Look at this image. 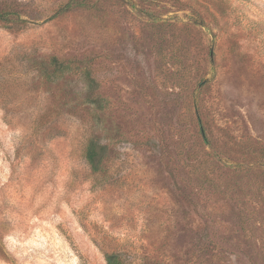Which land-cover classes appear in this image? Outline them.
Listing matches in <instances>:
<instances>
[{"label": "rangeland", "instance_id": "1", "mask_svg": "<svg viewBox=\"0 0 264 264\" xmlns=\"http://www.w3.org/2000/svg\"><path fill=\"white\" fill-rule=\"evenodd\" d=\"M0 12V264H264V0Z\"/></svg>", "mask_w": 264, "mask_h": 264}, {"label": "trees", "instance_id": "2", "mask_svg": "<svg viewBox=\"0 0 264 264\" xmlns=\"http://www.w3.org/2000/svg\"><path fill=\"white\" fill-rule=\"evenodd\" d=\"M72 5L69 3L64 4L61 10L70 8ZM14 13L11 12H0V20H12L11 17ZM49 63L53 65L52 73L45 75L50 81H55V78L63 75L65 72L69 71V66L66 63L58 60L55 56L49 58ZM85 75V86L86 92L85 100L95 106H101V99L97 94H94L93 91L97 88L95 79H93L88 71H84ZM110 149L108 143L101 141L100 138L91 136L87 139L84 148V159L92 173H100L104 170L105 160L109 157ZM106 264H125V261L120 253L112 252L105 254Z\"/></svg>", "mask_w": 264, "mask_h": 264}]
</instances>
